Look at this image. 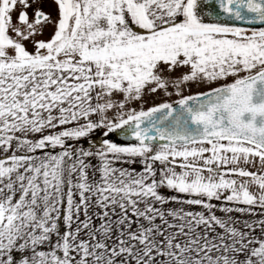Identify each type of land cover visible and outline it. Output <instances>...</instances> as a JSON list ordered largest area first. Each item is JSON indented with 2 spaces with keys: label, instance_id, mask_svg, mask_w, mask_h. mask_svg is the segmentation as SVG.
<instances>
[{
  "label": "snow or ice",
  "instance_id": "6c2138e0",
  "mask_svg": "<svg viewBox=\"0 0 264 264\" xmlns=\"http://www.w3.org/2000/svg\"><path fill=\"white\" fill-rule=\"evenodd\" d=\"M0 264H264V0H0Z\"/></svg>",
  "mask_w": 264,
  "mask_h": 264
}]
</instances>
